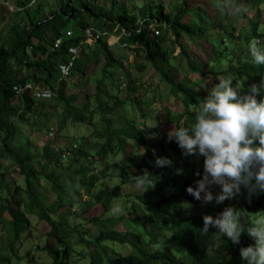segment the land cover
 <instances>
[{
    "label": "trees",
    "instance_id": "1",
    "mask_svg": "<svg viewBox=\"0 0 264 264\" xmlns=\"http://www.w3.org/2000/svg\"><path fill=\"white\" fill-rule=\"evenodd\" d=\"M99 1L0 0L4 25L0 27V264L39 263L37 245L21 252V237L31 228L27 216L45 223L46 238L58 245L45 247L50 264H244L239 248L253 243L246 234L233 245L212 227L202 233V219L186 215L177 202L180 197L191 205L198 203L185 189L200 178L193 173L202 172V159L197 168L179 163L182 174L169 189L159 184L161 167L154 161L166 151L180 153L175 142L167 141L168 131L192 123V110L218 79L230 77L243 92L264 78V66L252 63L248 53L249 41L264 43V24L260 25L264 0H206L208 7H191L188 0H179L169 11L158 0L141 7L111 0L108 9ZM250 2L254 13H242V23L226 16L229 4L239 12ZM207 9L221 19L204 14ZM87 27L104 35L88 44L82 35ZM108 35L143 54L145 63L133 59L135 71L142 78L149 66L157 83L167 87L165 95L136 94L141 83L137 77L129 79L120 51L107 44ZM201 42L210 45L204 58L189 49ZM72 49L78 51L73 60ZM69 63V75L63 78L60 67ZM98 66L100 79L90 97L80 101L78 93H67L80 86L74 83L77 75L87 78ZM43 91L49 92L47 99L36 97ZM40 113H51L57 136L68 137L63 132L74 128L85 133L72 134L66 149L54 140L37 148L25 128L46 135L53 130L37 121ZM151 134L155 143L148 140ZM118 157L120 161L111 162ZM8 169L22 178V186L11 187ZM145 173L152 186L123 195V189ZM123 197L131 200L122 202ZM47 198H52L49 205ZM115 201L136 219L108 215ZM87 205H100L102 214L87 225L71 226L63 220L65 210H83ZM238 210L245 213L244 221L264 216V192L250 193L242 186ZM118 246L129 250L120 253Z\"/></svg>",
    "mask_w": 264,
    "mask_h": 264
},
{
    "label": "clouds",
    "instance_id": "2",
    "mask_svg": "<svg viewBox=\"0 0 264 264\" xmlns=\"http://www.w3.org/2000/svg\"><path fill=\"white\" fill-rule=\"evenodd\" d=\"M72 50L77 54V49ZM248 53L252 63L264 66V49L255 39L249 41ZM192 111L190 125L172 127L166 135L167 141L181 149L182 156L202 158V172L193 173L200 178L194 181V187H186V193L203 206L232 200L240 195L242 186L250 193L257 189L264 192V78L258 86L251 84L243 92L230 77L220 78ZM154 163L163 167L172 162L157 157ZM174 171L182 174L179 168ZM135 183L151 187L153 181L145 173L136 176ZM213 186L219 188L215 194ZM245 216L243 211L227 206L215 217L204 215L200 231L207 234L212 227L233 245L240 243L242 233L246 234L253 243L239 248L241 261L264 264V216L254 222L244 221Z\"/></svg>",
    "mask_w": 264,
    "mask_h": 264
},
{
    "label": "rangeland",
    "instance_id": "3",
    "mask_svg": "<svg viewBox=\"0 0 264 264\" xmlns=\"http://www.w3.org/2000/svg\"><path fill=\"white\" fill-rule=\"evenodd\" d=\"M155 1L156 0H118L117 2L119 5H127L128 7H130V6L141 7V6H144L145 4H147L149 2L154 3ZM158 1H159V3H161V5L165 11H169L171 8L175 7V5H178V3H179V0H158ZM99 4L106 7V9H108L111 7L110 6L111 0H100ZM188 4L191 7H195L197 5H200L201 7H208L206 4V0H188ZM250 4H251V6H248V8L246 10L241 9L239 12H235L233 4H229L227 6L226 16L229 17L230 19H237L236 20L237 22L242 23L239 20V17L242 13H249L250 15H253V13H254L253 12L254 8L252 6V3L250 2ZM246 5H248V1L243 4V6H246ZM260 8L262 9V12H263V15L260 19V25H262V24H264V6H260ZM202 11L206 15H211V16L215 15V17H216L215 21H218L221 19V17L218 16V14L216 13L215 10L207 9V10H202ZM7 16H8V14L6 15V17ZM243 25H244V23H243ZM0 27H4V25L0 23ZM148 29H149L148 36L151 37L153 26L148 27ZM107 44L112 47L114 52L120 51V53L122 55L121 58L123 61H125V62H123L125 64L124 69L128 72L129 79L130 80L134 79V78L136 79V77H137L138 81L141 83V87H140L139 91L136 92V94H139L140 91L141 92L146 91L147 93L145 95L148 96L150 94H153L155 98L158 95H162V94L165 95L166 94L167 87L164 84L157 83L158 78L152 74L149 66H146V70L149 72L142 78L135 71V69L133 67V59H135L136 61H143L144 62L143 54L141 52L134 50L132 47L126 48L122 45H119L120 44L119 40L117 39V36H115V35H111L108 37ZM166 45L168 48L170 47L168 44H166ZM209 46L203 45V42H201V43H198L197 45H189V49L195 55H198L199 58H204L206 56L208 49H209ZM258 47L263 49L264 43H263L262 39H259ZM178 51H179V49L175 48L174 54L176 55L178 53ZM100 71H101V66H98V67H96V68H94L88 72L87 78H81V76L77 75L74 79V83H80V86L76 87L73 90L67 89V93H71V92L75 93V94L78 93L79 97H80L79 98L80 101H83L84 98L90 97L89 95H91L94 91L95 83L100 79ZM120 76L121 75L118 72L117 74H115V79L116 80L119 79ZM179 77L181 78L182 75H179ZM150 88H152V90H154V91L151 92ZM80 90H83L82 93H80ZM119 95H120V97H123V92H120ZM145 95L140 96L139 99H143L145 97ZM172 101H175V100H172ZM174 103L176 104L177 102H174ZM170 109L178 110L175 107H170ZM39 115L40 116L38 117L37 121L41 124L45 122V124L48 125V128L53 127L52 128L53 129L52 130L53 135H49L51 130L46 135L44 132L39 131L38 133H36L33 131H29L30 129L28 127H27V129L25 128V130L27 131V136L32 140V142L34 143V145L37 148H40L44 143L51 142L54 140L56 143H58L59 145H61L62 147H64L66 149V148L70 147V145H71V142L69 139L71 136L74 135V137H76L79 134L82 135L83 133H85V132H82L80 130V128H74V129H66L63 132V134L64 135L67 134L68 137L57 136V134H55L56 133L55 125H54L55 119L50 118L51 113H49V114L40 113ZM146 124L148 126L153 125L152 122H146ZM148 140L150 143H155L157 141V138L155 135L151 134L148 136ZM158 157H166L169 160H171V162H172L171 166H167V167L163 166L158 171V176L160 177L159 184L161 186L162 185L166 186L167 189H169V187L171 185V181L174 178H176L177 176H179V175H176L175 171H174L175 169L179 168V166H178L179 163H181V164L185 163L189 167L197 168L198 163L202 159V158H198L195 156H182L181 151L179 154H173L171 152L166 151L165 153H162ZM120 159L121 158L118 157L115 160H111V162L114 163L116 161H120ZM104 165H105V163H102L100 168L104 167ZM3 169H6V164L3 165ZM5 172H6V180L11 185V187H13L12 183H14L18 186H22V184H23L22 178H20V177L18 178L15 170L8 169ZM250 183H252V182H250ZM143 190L144 189L142 188V186L136 184L134 181V182H131L126 188H124L122 193H123V195L129 194L130 196H132L134 194H138V193L142 192ZM212 191L214 194L217 193L219 191L218 186H213ZM51 200H52V198H47V205L50 204ZM83 200H85L84 197H83ZM130 200H131V198H125V197L121 198L122 202H124V201L129 202ZM119 202L120 201L113 202L112 209L108 215H113L114 217L126 216L127 220H132L134 218V213L129 212L128 209L126 211H122V209L120 208ZM177 202L181 206V208L183 209V211L186 215H191V216H195L198 219H202V217L204 215H209V216L215 217L217 213L222 211V209L224 207H227V206H231L235 209H238V205L240 202V195L234 197L232 200H225L220 205H214L213 203H209V204L202 206L200 202H198L196 205H191L186 199H182L180 197H178ZM62 211H64V209L58 210V213L56 214L55 217H57V215L59 213H61ZM102 211H103V209L100 205H87L86 208H84L83 210H78L74 207H71L70 210H65V212L63 214V220L68 221L71 226H74V225L76 226L79 223H81L83 225L84 223H86L90 219L97 217V216H100L102 214ZM27 217H28V220L31 224V228L29 229V233H27L26 235H23L21 237V243H20L21 244V247H20L21 252L24 253L31 246L37 245V247H39V249L35 254V259L37 261H39L38 264H50L51 261L47 255V253H46L45 247L47 249H52L55 246L58 247V245L53 240H51V239L49 240L48 238H46V233L48 232V227L45 223L38 221L33 216H27ZM256 218H258V216H256V215L250 216L251 222H254ZM135 219H136V217L134 218V220ZM85 225H87V223ZM117 230L122 231V227H118ZM0 234H1V231H0ZM165 239L168 243V241H169V234L168 233L165 234ZM128 250L129 249L126 247L118 246L116 251H118L120 253H127ZM86 263L87 262H82L79 264H86Z\"/></svg>",
    "mask_w": 264,
    "mask_h": 264
},
{
    "label": "built area",
    "instance_id": "4",
    "mask_svg": "<svg viewBox=\"0 0 264 264\" xmlns=\"http://www.w3.org/2000/svg\"><path fill=\"white\" fill-rule=\"evenodd\" d=\"M92 27H87L82 31V35L85 37V42L86 43H91L99 40L101 38V35L94 30L91 29ZM66 35H70V32H67ZM57 43V42H56ZM116 43V42H115ZM72 54H74L76 51L71 50ZM74 57V55H73ZM72 57V59H73ZM71 59V60H72ZM71 66V63H69L66 66H61L60 67V72H61V77L65 78L69 74V68ZM36 97H42V99H47L49 97V92L48 91H43V93L37 95ZM49 135H53V131L49 133Z\"/></svg>",
    "mask_w": 264,
    "mask_h": 264
},
{
    "label": "bare ground",
    "instance_id": "5",
    "mask_svg": "<svg viewBox=\"0 0 264 264\" xmlns=\"http://www.w3.org/2000/svg\"><path fill=\"white\" fill-rule=\"evenodd\" d=\"M91 29L94 30L95 32L99 33L101 36L104 35V33H101L100 30H98V29H96V28H94V27H92ZM67 36H69V35H67ZM109 36H111V35H108V37H109ZM117 39H118V37H117ZM123 46H124V45H123ZM124 47H125V46H124Z\"/></svg>",
    "mask_w": 264,
    "mask_h": 264
}]
</instances>
